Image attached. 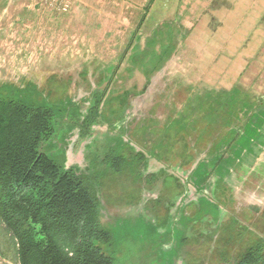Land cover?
Segmentation results:
<instances>
[{"label": "rangeland", "instance_id": "374dc122", "mask_svg": "<svg viewBox=\"0 0 264 264\" xmlns=\"http://www.w3.org/2000/svg\"><path fill=\"white\" fill-rule=\"evenodd\" d=\"M5 84L64 117L44 151L91 177L115 264L264 242V0H0ZM0 264H20L1 219Z\"/></svg>", "mask_w": 264, "mask_h": 264}, {"label": "trees", "instance_id": "16d2710c", "mask_svg": "<svg viewBox=\"0 0 264 264\" xmlns=\"http://www.w3.org/2000/svg\"><path fill=\"white\" fill-rule=\"evenodd\" d=\"M21 97L16 87L0 86V219L16 239L19 263L115 264L103 250L112 245L114 234L101 222L91 177L66 168L64 146L60 161L44 151L55 139L56 120L60 124L64 117L57 116L54 105ZM127 97L122 96V104ZM102 100L96 94L90 115L77 124L91 125ZM211 165V171L217 167L215 158ZM115 167L120 171L122 160ZM235 264H264V242L251 246Z\"/></svg>", "mask_w": 264, "mask_h": 264}]
</instances>
